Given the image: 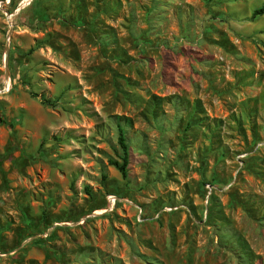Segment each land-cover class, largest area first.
Returning <instances> with one entry per match:
<instances>
[{"label": "rangeland", "instance_id": "rangeland-1", "mask_svg": "<svg viewBox=\"0 0 264 264\" xmlns=\"http://www.w3.org/2000/svg\"><path fill=\"white\" fill-rule=\"evenodd\" d=\"M82 1L0 0V264H264V0Z\"/></svg>", "mask_w": 264, "mask_h": 264}, {"label": "trees", "instance_id": "trees-1", "mask_svg": "<svg viewBox=\"0 0 264 264\" xmlns=\"http://www.w3.org/2000/svg\"><path fill=\"white\" fill-rule=\"evenodd\" d=\"M73 1H77V3L75 4V6H77V8H79V7L81 9L83 8V10H82L83 13L80 14L77 11V16L74 18V21L71 22V25H75V26H79V27L80 26H89V23L86 20L85 14H87V12L89 11L90 4L87 5L82 0H73ZM94 1H95V3L93 6H94V9L96 10L97 13L107 14L108 12H112V11L119 12L121 10V8L123 7V2L121 0H94ZM104 1L106 3H104ZM108 3H109V5H108ZM258 16H264V6L254 11L253 17L256 18ZM66 24L70 25L67 22H66ZM95 27H96L95 22L90 25V28H92V29H95ZM118 131H119L118 143L124 152V156L120 158L122 160V162H120L118 160H112L111 159L110 163L112 166H114L117 170L120 171V173L122 174V176L124 178H126L128 176L127 166L129 165V148H128V145L126 142L124 129L119 127ZM234 202L236 203L237 201L234 200Z\"/></svg>", "mask_w": 264, "mask_h": 264}, {"label": "water", "instance_id": "water-1", "mask_svg": "<svg viewBox=\"0 0 264 264\" xmlns=\"http://www.w3.org/2000/svg\"><path fill=\"white\" fill-rule=\"evenodd\" d=\"M8 17H9V15H8ZM7 54H8V48H7Z\"/></svg>", "mask_w": 264, "mask_h": 264}]
</instances>
